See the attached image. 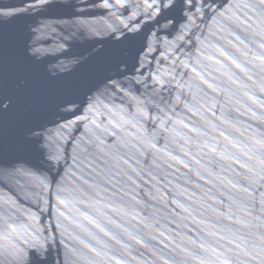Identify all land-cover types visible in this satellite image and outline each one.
<instances>
[{
    "label": "water",
    "instance_id": "1",
    "mask_svg": "<svg viewBox=\"0 0 264 264\" xmlns=\"http://www.w3.org/2000/svg\"><path fill=\"white\" fill-rule=\"evenodd\" d=\"M0 264H264V0H0Z\"/></svg>",
    "mask_w": 264,
    "mask_h": 264
}]
</instances>
